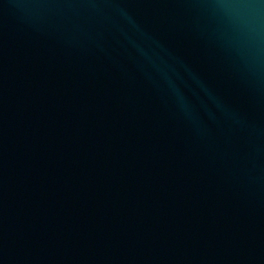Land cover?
<instances>
[{
    "label": "water",
    "instance_id": "water-1",
    "mask_svg": "<svg viewBox=\"0 0 264 264\" xmlns=\"http://www.w3.org/2000/svg\"><path fill=\"white\" fill-rule=\"evenodd\" d=\"M0 264H264V0H0Z\"/></svg>",
    "mask_w": 264,
    "mask_h": 264
}]
</instances>
